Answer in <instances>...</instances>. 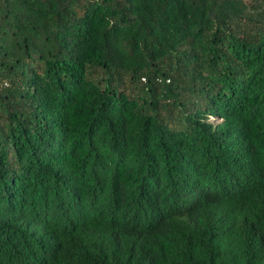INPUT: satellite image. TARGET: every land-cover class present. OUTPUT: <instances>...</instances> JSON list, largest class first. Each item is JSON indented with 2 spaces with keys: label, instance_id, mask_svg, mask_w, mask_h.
<instances>
[{
  "label": "trees",
  "instance_id": "obj_1",
  "mask_svg": "<svg viewBox=\"0 0 264 264\" xmlns=\"http://www.w3.org/2000/svg\"><path fill=\"white\" fill-rule=\"evenodd\" d=\"M0 264H264V0H0Z\"/></svg>",
  "mask_w": 264,
  "mask_h": 264
},
{
  "label": "built area",
  "instance_id": "obj_2",
  "mask_svg": "<svg viewBox=\"0 0 264 264\" xmlns=\"http://www.w3.org/2000/svg\"><path fill=\"white\" fill-rule=\"evenodd\" d=\"M0 106H1V98H0Z\"/></svg>",
  "mask_w": 264,
  "mask_h": 264
}]
</instances>
